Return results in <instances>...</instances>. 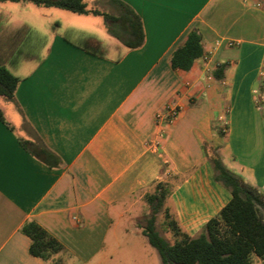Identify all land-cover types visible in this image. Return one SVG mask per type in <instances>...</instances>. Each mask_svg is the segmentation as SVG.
I'll return each instance as SVG.
<instances>
[{
	"label": "crops",
	"instance_id": "obj_1",
	"mask_svg": "<svg viewBox=\"0 0 264 264\" xmlns=\"http://www.w3.org/2000/svg\"><path fill=\"white\" fill-rule=\"evenodd\" d=\"M84 1L89 10L117 12L112 0ZM121 1L142 21L139 48L124 45L94 13L79 15L101 17L105 32L71 26L59 8L38 6L47 10L32 16L31 9L23 14L25 6L0 3V65L19 79L14 98H0V264H107L117 240L115 233L108 239L118 226L112 216L136 207L134 219L144 213L143 197L158 181L175 183L170 199L179 224L198 234L231 198L201 146L222 128L226 107L219 152L264 193V123L256 102L259 92L264 97V0ZM192 30L203 54L213 50L211 64L224 66L222 79L206 81L203 58L189 71L172 69L173 52ZM174 101L181 113L155 152V115ZM38 138L60 167L20 142ZM29 221L64 250L46 260L33 256L22 232ZM252 264L264 261L252 256Z\"/></svg>",
	"mask_w": 264,
	"mask_h": 264
},
{
	"label": "trees",
	"instance_id": "obj_2",
	"mask_svg": "<svg viewBox=\"0 0 264 264\" xmlns=\"http://www.w3.org/2000/svg\"><path fill=\"white\" fill-rule=\"evenodd\" d=\"M112 1L116 5V14L98 9L89 10L84 0H0V3L30 2L36 6L55 7L78 14L94 13L104 18L108 30L128 48L141 47L144 31L140 17L123 1ZM203 53L201 36L197 30H192L184 44L173 52L171 67L174 70L189 71L202 58ZM223 70L224 66H220L214 71V77L222 79ZM18 82L14 74L0 65V98L12 100ZM256 102L262 110L264 123V97L260 92ZM0 119L3 120L1 109ZM225 135L220 128L211 141L205 138L201 140V146L204 159L212 167L215 182L227 190L231 198L198 234L189 235L179 224L170 199L176 189L173 181L156 182L143 197L149 211L142 234L157 250L161 264H252V256L264 261V214L261 213V210L264 212V193L224 163L219 147ZM20 142L46 165L61 166L60 158L39 138ZM159 216L163 219V227L170 234L171 241L157 229ZM22 232L32 240L30 253L35 257L46 260L64 250L58 240L34 221L27 222Z\"/></svg>",
	"mask_w": 264,
	"mask_h": 264
},
{
	"label": "rangeland",
	"instance_id": "obj_3",
	"mask_svg": "<svg viewBox=\"0 0 264 264\" xmlns=\"http://www.w3.org/2000/svg\"><path fill=\"white\" fill-rule=\"evenodd\" d=\"M2 4H7V6H25L22 8L29 9H25L23 11V14L27 15L28 13L32 12L30 13V15L32 14V16L37 15L36 13H39L40 10H47L38 7L30 2H26L23 5L16 4L13 2H6ZM29 10L30 12H27ZM58 12H61L57 13V16L59 18L63 16L73 18L72 21L66 20V23L70 24L71 26L81 27L82 29H85L88 32L100 33L99 31H106L103 19L101 17L93 15H79L63 10ZM23 14L19 13V15L21 16H23ZM73 39L75 40V38ZM75 41H79V39H76ZM7 113L10 117L13 118L12 120L15 123H18L16 116L14 117L11 111L8 110ZM138 209L139 208L137 207L134 208L132 212H130V214L125 215L121 219L117 218V216L115 215L112 216L115 222H118V226L116 227L114 232L113 230L110 232L108 239H110L113 233H115L117 236V240H113V243L109 245L110 250L113 251V254L112 258L109 262H107V264H161L157 250L149 244L146 237L142 234V229L146 225V218L149 209H147L144 213L139 214L134 219V216L139 211ZM261 213L264 214L263 210H261ZM162 220V217L159 216L157 220V229L163 237L171 241L170 234L165 231L162 224Z\"/></svg>",
	"mask_w": 264,
	"mask_h": 264
},
{
	"label": "built area",
	"instance_id": "obj_4",
	"mask_svg": "<svg viewBox=\"0 0 264 264\" xmlns=\"http://www.w3.org/2000/svg\"><path fill=\"white\" fill-rule=\"evenodd\" d=\"M261 4L258 3L257 6H260ZM221 44V41H217L215 43V48L218 47ZM228 47H233L237 45V42L234 41H228L226 43ZM213 50L207 51L205 54H203V61L205 63V66L203 68L204 77L207 82H211L215 79L214 77V71L219 68L218 64H211V57H212ZM264 67V64H263ZM181 113V105L178 101L170 102L166 104V106L157 112L155 115V125H156V133L151 141V149L155 152L162 151L163 147V139L166 137L168 129L176 122V120L179 118V115ZM229 108L226 107L222 114L218 117L219 122L222 125V131L224 133H227L228 131V125H229ZM161 153V152H160Z\"/></svg>",
	"mask_w": 264,
	"mask_h": 264
}]
</instances>
